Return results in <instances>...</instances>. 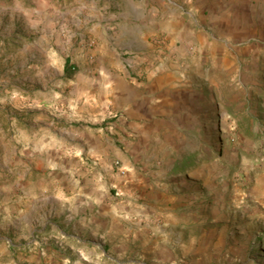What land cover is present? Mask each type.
I'll use <instances>...</instances> for the list:
<instances>
[{"label": "rangeland", "instance_id": "1", "mask_svg": "<svg viewBox=\"0 0 264 264\" xmlns=\"http://www.w3.org/2000/svg\"><path fill=\"white\" fill-rule=\"evenodd\" d=\"M102 1L0 0V242L13 260L27 246L43 248L22 220L12 223L25 206L18 184L49 178L58 163L54 140L71 128L112 126L110 104L98 113L92 98H79L74 77L106 68L124 73L127 85L155 77L163 122L151 139L157 150L138 159L146 175L143 215L134 222L143 228L122 251L105 247L93 264H264V0H218L214 11L190 17L174 12L184 29L151 33L143 55L140 40L113 36L123 9L117 0L106 10L110 39L101 40L96 11L93 27L71 25L79 3L100 8ZM105 80L109 101L112 76ZM186 156L192 163L176 172Z\"/></svg>", "mask_w": 264, "mask_h": 264}, {"label": "crops", "instance_id": "2", "mask_svg": "<svg viewBox=\"0 0 264 264\" xmlns=\"http://www.w3.org/2000/svg\"><path fill=\"white\" fill-rule=\"evenodd\" d=\"M117 1L123 9H119L115 17L113 28H117V32L113 36L140 40L139 55L150 47L151 33L171 36L184 29L180 15L190 17L196 12H211L218 4V0ZM110 4L105 0L100 8H87L79 3L71 16V25L75 29L84 25L93 27L92 14L96 11L100 17L96 26H102L101 40L110 39L111 35L103 31V27L109 25L110 14L106 10ZM174 12L180 15L175 16ZM145 57H137L136 61L140 63ZM144 70L140 71L144 73ZM123 74V77L119 73L111 74L106 68L82 69L75 73L79 98L84 95L92 98L91 107L98 113L110 104L112 116L117 118L112 126L105 121L94 131L80 132L71 128L69 137L54 140L53 153L58 163L50 167L52 171L47 174L53 179L47 177L18 184L25 186V206L23 211L17 209L21 217L12 223L22 220L26 235L38 233L37 239L43 248L27 246L25 253L16 254L13 260L8 244L0 242V264H93L106 257L105 247L122 251L125 243L134 242L143 228L139 221H134L136 216L143 215L139 189L146 175L141 173L138 159L149 157L157 150L151 139L152 135L157 137L162 132L163 121L158 117L157 79L150 78L139 87L132 82L125 84ZM108 76H112L113 82L109 101L104 90ZM114 161L121 164L122 174L112 167ZM13 206L7 205L6 212L9 213L10 208L16 213Z\"/></svg>", "mask_w": 264, "mask_h": 264}, {"label": "trees", "instance_id": "3", "mask_svg": "<svg viewBox=\"0 0 264 264\" xmlns=\"http://www.w3.org/2000/svg\"><path fill=\"white\" fill-rule=\"evenodd\" d=\"M68 62L65 61L64 66H63V73L68 74ZM192 163V158L190 156H186L184 159H182L177 165L176 168L174 169L176 172H181L185 170L187 165H190Z\"/></svg>", "mask_w": 264, "mask_h": 264}, {"label": "built area", "instance_id": "4", "mask_svg": "<svg viewBox=\"0 0 264 264\" xmlns=\"http://www.w3.org/2000/svg\"><path fill=\"white\" fill-rule=\"evenodd\" d=\"M118 169H119V172L122 174L123 170L121 169V167H119Z\"/></svg>", "mask_w": 264, "mask_h": 264}]
</instances>
